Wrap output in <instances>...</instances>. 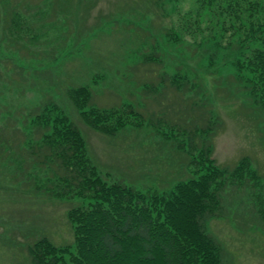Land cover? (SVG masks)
I'll use <instances>...</instances> for the list:
<instances>
[{"label":"rangeland","instance_id":"rangeland-1","mask_svg":"<svg viewBox=\"0 0 264 264\" xmlns=\"http://www.w3.org/2000/svg\"><path fill=\"white\" fill-rule=\"evenodd\" d=\"M205 2L0 0V85L7 86L0 87V103L20 105L10 114L22 118L20 130L27 136L44 103L58 104L74 122L77 116L76 125L102 178L144 194L165 193L177 179L190 176L189 159L175 142L177 138L183 144L185 137L173 136L167 124L175 132H191L206 128L210 116H217L221 122L211 141L218 166L233 170L249 157L259 178L246 176L225 188L222 212L209 221L208 232L219 242L228 264H264V222L258 213L264 204V121L253 119L251 98L233 76L229 51L222 50L210 67L208 57L216 49L203 44L206 37L223 33V25L228 31L222 46L230 41L238 44L241 37L231 27L237 26L233 10L226 12L234 3L216 0L209 9ZM167 34L178 36V42L169 41ZM144 51L155 53L162 62L139 61ZM164 67L188 76L190 83L183 91L170 85ZM161 80L165 86L160 94L144 91H150L144 89L146 83ZM20 84H26L24 94ZM82 85L93 92L89 107L132 103L146 118L143 127L129 125L117 137L89 128L68 97L69 89ZM192 86H198L200 93L194 94ZM18 94L23 97L20 103ZM2 105L4 110L9 107ZM11 184L8 191L0 190V233L5 238L0 243V264H29L26 246L42 235L60 246L73 242L67 213L83 201L34 194L33 181L31 187L25 182L23 186L32 193H18V177Z\"/></svg>","mask_w":264,"mask_h":264},{"label":"trees","instance_id":"trees-1","mask_svg":"<svg viewBox=\"0 0 264 264\" xmlns=\"http://www.w3.org/2000/svg\"><path fill=\"white\" fill-rule=\"evenodd\" d=\"M231 2L234 5L228 4L226 12L229 15L233 10L231 16L237 26L231 27H235L234 34L241 37L240 41L222 46L224 33L228 31L223 25V33L206 37L203 44L216 49L208 57L210 67L222 50L229 51L235 74L228 75H233L250 96L248 107L253 109V119L264 121V0ZM216 3L210 0L204 6L212 9ZM15 22L19 29L18 20ZM166 37L178 42L176 35ZM148 52L141 53L139 61L162 62L154 57L155 53ZM163 75L169 77L170 85L178 91L190 83L188 76L178 69L168 72L164 67ZM15 80L13 76L14 86ZM24 85H17L21 94ZM146 85L144 89L155 92H145L158 95L165 82ZM1 86L7 87L3 82ZM8 87L12 88V83ZM198 89L192 86L194 94L200 93L196 92ZM16 97L17 103L23 99L19 94ZM68 97L82 122L110 137H117L129 125L141 129L146 119L132 103L111 108L89 107L93 99L89 85L69 89ZM4 102L9 105L5 110ZM13 106L7 100L0 103V190L11 189L12 180L18 177V193H32L23 186L25 182L31 187L33 181L34 194L83 201L67 213L73 242L60 246L42 235L26 246L29 264H228L207 225L211 219L220 217L222 193L228 185L234 180L242 182L246 176L252 180H258L259 176L249 157L243 158L233 170L218 166L211 141L221 122L217 116H210L206 128L196 127L191 132L177 129L176 133L167 124L173 136L181 133L185 137L183 144L177 138L175 142L179 152L189 159L190 176L177 179L165 193L144 194L121 182L109 183L102 178L88 154L77 116L74 122L58 104L44 103L42 111L32 119V130L27 136L20 130L22 118L10 114L19 111L20 105L17 109ZM260 205L258 213L264 222V204ZM1 242H5L3 233Z\"/></svg>","mask_w":264,"mask_h":264}]
</instances>
